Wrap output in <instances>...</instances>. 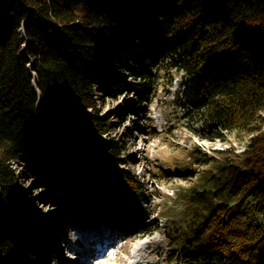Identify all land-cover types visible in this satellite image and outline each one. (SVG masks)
I'll return each instance as SVG.
<instances>
[{
	"label": "trees",
	"instance_id": "16d2710c",
	"mask_svg": "<svg viewBox=\"0 0 264 264\" xmlns=\"http://www.w3.org/2000/svg\"><path fill=\"white\" fill-rule=\"evenodd\" d=\"M0 6V264H22L23 248L42 255L32 230L30 250L19 242L26 239L18 211L25 202L21 184L37 178L46 186L47 164L54 161L62 169L52 186L56 192L76 175L70 176L74 165L89 160L76 137H97L118 124L87 112L99 114V89L117 98L134 86L138 101L157 92L161 65L147 37L157 41L160 61L181 73L187 123L196 118L197 124V114L205 119L190 129L202 127L212 134L204 138L222 141L237 132L236 139L246 142L241 153L233 144L214 148V155L199 145L188 150L186 168L206 167L196 174L187 169L196 182L174 190L171 209L182 223L177 235L167 232L170 251L161 259L180 264L183 252L197 264H264V0H0ZM135 7L151 16L140 29L129 13ZM121 31L128 48L123 45L113 63L138 82L110 71L98 77ZM136 42L148 47L134 55L129 49ZM112 140L90 144L96 154L122 162L124 142ZM17 164L24 165V175ZM104 175L94 177L96 187L146 197L140 179L117 172L120 184Z\"/></svg>",
	"mask_w": 264,
	"mask_h": 264
},
{
	"label": "rangeland",
	"instance_id": "374dc122",
	"mask_svg": "<svg viewBox=\"0 0 264 264\" xmlns=\"http://www.w3.org/2000/svg\"><path fill=\"white\" fill-rule=\"evenodd\" d=\"M138 1L143 3L145 0ZM143 8L145 9V7ZM129 13H134L132 26L136 29H140L142 22L148 21L151 17L148 13L141 11L140 7H135L134 12L131 11ZM118 36L119 39L112 42V45L109 46L110 50L104 55L108 63L102 67L103 75L98 77L103 79V76H106L108 71H110L112 74H125L127 83H130L128 81L138 82L140 80H135L123 68L119 67L122 69L119 72V68L113 63V57L120 61L119 57L121 56L123 45L128 48L126 37L123 42L124 31H121ZM146 41L151 44V54L156 56L154 62H159L161 65L160 70L156 71L160 73L156 77L157 92L153 93L154 95H149V97L143 96L141 98L143 101H138L141 95L137 90H132L135 88L134 86L130 88L129 85V90H125L117 98L108 97L105 92L99 89L95 97L99 114H95L91 109H87V112L100 118V120L116 121L115 123L118 124L107 133L100 134L97 137L87 133L76 137L77 143L85 152V157L89 159L88 162L83 166L74 165L70 176L73 173H76V175L67 180L66 184L60 188L62 190L60 194L53 193L50 196L51 192L45 189L53 186L62 171L59 168V163L56 165L54 161L50 163L51 166L47 164L46 186L42 184L41 179L37 178L34 180L29 178L28 182L21 184L25 202L22 210L18 209V211L25 212L26 215H23L20 225L24 231V236L29 235L32 230L35 243L38 246L50 244L54 237L59 235V230L62 229V223L60 228L58 227L61 220L66 221L67 218L72 216L68 211L79 207V211L85 212L89 207L96 210L103 206L112 205L111 208H108L115 213L107 216L103 215L102 217V220H108L106 226L102 227L96 221L95 228L103 234H109L111 230H114L112 223L116 221L118 222V227L122 229L121 232L117 233L119 236L117 240L123 242L128 239V241L132 240V243H130V249H128V242L124 244L123 249L121 247L111 249L108 256L100 260L99 263L157 264L159 261L160 264H166L158 256L162 253L169 254L167 232L170 231L177 235V226L182 223V217H175L173 215L174 210L171 209L173 198L175 197L174 190L178 185L185 187L193 185L196 182L194 178L196 172H200L206 167L196 164L192 165L191 168H186L184 164L189 160L188 150L194 145H199L202 151L207 152L209 155H214V148H228L233 144L235 152L241 153L244 151L246 142L243 141L244 139H236L238 136L237 132L229 134L227 140L222 141L204 138V134H212L205 131L202 127L190 129L192 125L205 123V119L197 114V124L196 118L190 124L187 123L185 110L188 102L185 97L179 95L181 73L177 69H168V60L163 59L160 61L161 57L158 56L159 54L155 50L158 46L156 40H153L152 37H147ZM144 43H132L129 51L135 55L137 49L148 47V44ZM166 51L169 52L168 50ZM112 53L115 56H112ZM168 55L166 54V57ZM104 95L106 96L104 97ZM117 112L118 115H115ZM195 129H200L202 136ZM96 139H106L112 143H115L112 139L124 142L125 146L121 149L120 154V159H123L122 162H114L96 154L90 144L91 141ZM57 157L54 156V158ZM16 166L20 174L24 175V165L17 164ZM175 166H180L181 168L177 171L169 172ZM165 169H169V171ZM187 169H194L195 174L191 176L192 171L185 173ZM66 172L70 173L67 169ZM104 172H107L112 180L120 184H122V181L116 176L117 172L130 177L141 178L140 180L144 183L146 199H140L128 192H126L128 194H118L117 196L114 191L96 187L97 183L93 181L94 177H104ZM94 174L96 175L94 176ZM24 180L25 178H22L21 181ZM36 181H39L40 186L34 188L33 183L36 185ZM41 197L43 198L41 199ZM22 201L24 200L20 199L21 203ZM63 203H68V211L67 208L58 209V206ZM99 212L100 214L102 213V211ZM140 216L143 218L144 224L141 223ZM131 218H136L135 220L138 221L134 222ZM147 223H151L152 226ZM119 224H123V226L120 227ZM156 224L157 227H155ZM57 227L58 229H56ZM135 228H138V232ZM19 242L23 244V240L19 239ZM31 248L32 245L29 246V250ZM20 252L23 254L21 258L22 264H44L40 254L27 253L28 251L24 248ZM152 253H154V256H151ZM187 255L189 254L182 252V259L180 257L178 260L180 264H197L196 259H192L189 256L188 258L186 257Z\"/></svg>",
	"mask_w": 264,
	"mask_h": 264
},
{
	"label": "bare ground",
	"instance_id": "6f19581e",
	"mask_svg": "<svg viewBox=\"0 0 264 264\" xmlns=\"http://www.w3.org/2000/svg\"><path fill=\"white\" fill-rule=\"evenodd\" d=\"M106 96V95H105ZM104 96V97H105ZM97 167V166H96ZM137 179H141V178H139V177H137ZM52 187V186H51ZM51 187H49V188H45V189H47V191H50L51 193H50V196H52V194L54 193V190H53V187L51 188ZM53 199V198H52ZM23 215H26V213L25 212H23ZM27 222V221H26ZM135 230L137 231L138 230V228H135ZM138 232V231H137ZM54 238H57V236L56 237H54ZM93 253H95V250H93ZM88 255V254H87ZM63 259V258H62ZM65 259H70V256H65ZM96 264H99L98 262L96 263Z\"/></svg>",
	"mask_w": 264,
	"mask_h": 264
},
{
	"label": "water",
	"instance_id": "95a60500",
	"mask_svg": "<svg viewBox=\"0 0 264 264\" xmlns=\"http://www.w3.org/2000/svg\"><path fill=\"white\" fill-rule=\"evenodd\" d=\"M25 50V45L23 46V51ZM30 66V65H29ZM33 73V72H32Z\"/></svg>",
	"mask_w": 264,
	"mask_h": 264
}]
</instances>
